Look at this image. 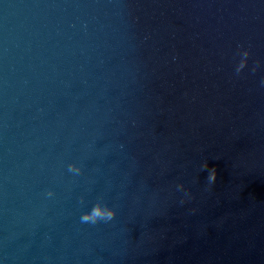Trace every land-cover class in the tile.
<instances>
[{
  "label": "water",
  "instance_id": "1",
  "mask_svg": "<svg viewBox=\"0 0 264 264\" xmlns=\"http://www.w3.org/2000/svg\"><path fill=\"white\" fill-rule=\"evenodd\" d=\"M261 81L264 0H0V264H264Z\"/></svg>",
  "mask_w": 264,
  "mask_h": 264
},
{
  "label": "clouds",
  "instance_id": "2",
  "mask_svg": "<svg viewBox=\"0 0 264 264\" xmlns=\"http://www.w3.org/2000/svg\"><path fill=\"white\" fill-rule=\"evenodd\" d=\"M238 55L240 57L238 63L236 64L235 67V72L237 75H239L240 73L243 72V70L246 68L247 64H248V58L250 56V50L249 49H245L243 47V45H238ZM258 66V65H257ZM253 72L256 71V67H254L252 69ZM262 85H264V81H261ZM205 168H208V165L205 164L204 165ZM68 171L79 175L82 171V168L76 164H69L68 165ZM217 178V172L215 168H211V170L208 173L207 179L208 182L211 184L213 182H215ZM184 186L182 184L177 185V189L178 190H183ZM47 197H52L54 195V193L52 191H48L46 193ZM187 195V193H186ZM183 203V201H182ZM116 216V210L115 208L109 207L105 204H103L100 201H97L90 210L84 212L81 216V222L82 223H87V224H97L99 222H110L112 221Z\"/></svg>",
  "mask_w": 264,
  "mask_h": 264
}]
</instances>
